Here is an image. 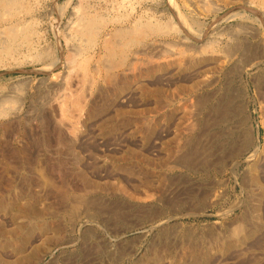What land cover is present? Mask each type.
<instances>
[{
	"label": "rangeland",
	"instance_id": "1",
	"mask_svg": "<svg viewBox=\"0 0 264 264\" xmlns=\"http://www.w3.org/2000/svg\"><path fill=\"white\" fill-rule=\"evenodd\" d=\"M7 12L0 264H264V0ZM227 86L237 123L211 108Z\"/></svg>",
	"mask_w": 264,
	"mask_h": 264
},
{
	"label": "bare ground",
	"instance_id": "2",
	"mask_svg": "<svg viewBox=\"0 0 264 264\" xmlns=\"http://www.w3.org/2000/svg\"><path fill=\"white\" fill-rule=\"evenodd\" d=\"M18 0H0V19H3L4 17H7L8 12H7V8H10L11 6L17 4ZM200 1V0H199ZM202 2V1H201ZM22 3V2H21ZM191 3V2H190ZM205 3V2H204ZM202 4V3H201ZM38 16V15H37ZM9 19V18H7ZM6 21L10 22V27H7V32L9 34H5L4 32H1V34H4L5 36L3 38L0 39V50L2 48L5 49H9L10 45L12 46V43L14 42V36L16 34V28L12 25V22L10 20ZM19 21V19L17 20ZM16 22V21H15ZM90 22V21H88ZM5 24V23H4ZM22 25V24H21ZM25 25V24H24ZM7 26V25H6ZM23 27V25H22ZM6 28V27H5ZM68 28V27H67ZM161 28V27H160ZM52 29V28H51ZM140 29V28H139ZM19 31V30H18ZM20 32V31H19ZM59 40V39H58ZM58 45V44H57ZM72 46V45H71ZM78 46V45H77ZM105 47V46H104ZM76 48V47H75ZM73 48V49H75ZM245 48V47H244ZM78 49V48H77ZM80 49V48H79ZM84 50V49H81ZM80 50V51H81ZM71 51V50H70ZM73 51V50H72ZM76 51V49H75ZM106 51V50H105ZM229 51V50H228ZM227 51V52H228ZM6 53V52H5ZM75 54V53H74ZM228 55V54H227ZM253 55V54H252ZM104 56V55H103ZM1 57V56H0ZM12 57V56H11ZM79 57V56H78ZM55 59V57H54ZM87 59V58H85ZM103 59V58H102ZM245 59V58H244ZM9 61V60H8ZM55 61V60H54ZM109 62V61H108ZM116 63V62H115ZM7 64V63H6ZM103 65V64H102ZM105 66H107L106 64H104ZM103 65V66H104ZM112 65V64H111ZM13 66V65H12ZM116 66V65H115ZM85 68V67H84ZM105 68V67H104ZM82 69V68H81ZM110 69V68H108ZM85 70V69H84ZM264 79V78H263ZM263 81V80H261ZM235 92L234 90L231 88V86H227L225 88V92L224 95H222L223 97L219 100H217L214 104L211 105L212 110L214 111H218L219 110V116L222 117V119H224L223 121H230V122H234L237 123V119L238 117L241 116L240 114V105L239 103H237V100L235 99ZM212 97V96H211ZM6 99V98H5ZM211 99V98H210ZM205 101V100H204ZM203 101V102H204ZM213 101V100H212ZM14 103V101L12 102ZM210 103V102H209ZM201 105V104H200ZM208 112V111H207ZM3 112L0 110V114H2ZM213 114V113H212ZM216 117V116H215ZM207 118V117H206ZM211 119V118H210ZM198 121V120H197ZM220 121V120H219ZM240 122V121H239ZM219 123V122H218ZM220 124V123H219ZM225 124V123H224ZM223 124V125H224ZM222 125V124H221ZM26 126V125H25ZM203 126V125H202ZM214 126V125H213ZM2 127H5V125H2ZM220 126L218 125L216 127V125L214 126L215 130L217 128V131L220 133V136H216L214 137V143H215V147H218V149H222L225 148L227 145H231L233 147H237L240 151V149H242V147H244L246 145V142L243 141L241 145H237L236 144V138H237V133H232V134H222L221 135V128H219ZM203 131V130H202ZM211 135V133H210ZM240 137V136H239ZM245 139V138H243ZM238 140V139H237ZM240 143V142H239ZM230 147V146H229ZM204 149V148H203ZM232 150V149H231ZM222 151V150H221ZM12 153V152H11ZM196 153V152H195ZM234 153V152H233ZM228 154V153H227ZM22 156V155H21ZM195 156V155H194ZM184 157V156H183ZM197 157V156H196ZM177 158V157H176ZM189 158V157H188ZM186 158L181 164L185 165V166H189L190 165V159ZM219 158V157H218ZM23 159V158H22ZM224 159V158H223ZM246 160V159H245ZM202 161V160H201ZM220 163V161H219ZM197 164V163H196ZM204 165V164H203ZM209 165V164H208ZM221 165V164H220ZM191 167V166H190ZM253 169H255V165L253 166ZM198 171V170H197ZM204 171V170H203ZM192 172V171H191ZM256 181V178L253 180ZM175 182V181H174ZM187 190V189H186ZM73 196V195H72ZM203 196V195H202ZM79 198V197H78ZM201 198V197H200ZM72 199V198H71ZM100 199V198H99ZM79 200V199H78ZM59 201V200H58ZM63 201V200H62ZM84 201V200H83ZM89 201V200H88ZM80 202V201H78ZM87 202V201H86ZM169 202V201H168ZM76 204V203H75ZM84 205V204H83ZM110 205V204H109ZM87 206V205H86ZM101 206V205H100ZM103 207V206H102ZM142 207V206H141ZM137 213V212H136ZM146 213V212H145ZM248 217V216H247ZM149 218V217H148ZM248 219V218H247ZM71 220V219H70ZM111 225V224H110ZM238 227V226H237ZM239 230V227H238ZM167 231V230H166ZM190 231V230H189ZM194 231V230H193ZM162 234V232H160ZM229 233V232H228ZM170 235V234H169ZM168 235H164L163 237L166 238ZM89 237V236H88ZM162 240V239H161ZM93 242V241H92ZM96 247V246H95ZM97 248V247H96ZM97 250V249H95ZM99 251V249H98ZM97 251V252H98ZM103 252V251H102ZM109 252V251H108ZM121 252V251H120ZM70 253V252H69ZM105 253V252H104ZM76 257V256H75ZM113 257V256H112Z\"/></svg>",
	"mask_w": 264,
	"mask_h": 264
}]
</instances>
